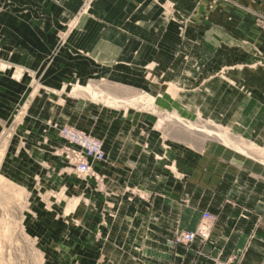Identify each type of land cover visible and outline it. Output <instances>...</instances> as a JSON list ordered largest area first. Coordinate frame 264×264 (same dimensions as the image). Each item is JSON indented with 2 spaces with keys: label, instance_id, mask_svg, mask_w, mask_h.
Returning a JSON list of instances; mask_svg holds the SVG:
<instances>
[{
  "label": "crops",
  "instance_id": "1",
  "mask_svg": "<svg viewBox=\"0 0 264 264\" xmlns=\"http://www.w3.org/2000/svg\"><path fill=\"white\" fill-rule=\"evenodd\" d=\"M1 3L24 9L19 14L0 11V36L6 41L2 56L38 68L46 65L56 36L75 17L81 0ZM99 3L104 8L98 2L93 7L89 18L95 25L89 28L85 49L102 54L70 60L78 68L73 73L79 78L77 88L103 77L82 68L137 67V75L124 79L135 90L105 89L106 95L118 100L149 95L162 118L178 115L190 123L186 118L191 116H215L217 125L254 132L255 144H264L259 142L264 140V117H256L264 115V30L254 23L260 6L251 0H227L208 12L205 0ZM178 16L188 20L185 30L178 29ZM102 19L105 25H96ZM18 36H24V43H17ZM96 44L99 48H92ZM121 52L129 57L121 58ZM60 65L61 59L54 60L56 70L41 80L46 88L61 87L65 76L61 70L53 72ZM28 86V76L18 82L0 74V117L15 110ZM81 99L72 97L74 122L84 116ZM88 104L95 110L89 109L81 125L103 140L106 160L95 166L103 186L67 174L53 153L57 141L44 134L26 139L24 153L10 163L14 179L41 196L34 211L39 212L48 264H212L229 259L230 264H264V170L246 165L252 157L238 160L221 151L197 149L191 128L148 122L147 110L139 104L112 109ZM98 111L104 113L103 121L96 117ZM30 112L29 127L39 132L47 130L48 122H64L67 113L61 102L45 96ZM33 147H38V158L29 154ZM55 195L62 201H55ZM204 212L215 217L207 223L208 238L196 236L189 245L177 242L180 231L206 223Z\"/></svg>",
  "mask_w": 264,
  "mask_h": 264
},
{
  "label": "rangeland",
  "instance_id": "2",
  "mask_svg": "<svg viewBox=\"0 0 264 264\" xmlns=\"http://www.w3.org/2000/svg\"><path fill=\"white\" fill-rule=\"evenodd\" d=\"M198 1L200 2L201 0ZM226 1L227 0H205V2L209 4L210 10L208 12L213 11V9L219 3H226ZM251 1L255 2L261 7L255 12L254 23L259 29L264 30V0ZM96 2H98V7L102 5L103 10L104 4L99 3L100 0H81V4L75 17L67 21L65 23L64 30L59 31L58 35L56 36L55 48L54 50L47 53L45 58L46 65L43 67L27 68L24 67L23 64H15L7 57L2 56V48L4 44H6V41L3 39V36H0V74H3V76L10 75L14 79L16 78L18 82H22L24 78L28 76L30 85L28 86L27 93L24 92V96L17 104L15 110L6 118L0 117V264H48L45 258V252L42 249L41 237L39 236L40 224L38 221L40 217L36 215L39 214V212L37 213L34 211L36 198L39 199L41 196L30 194L31 191H28L25 187H23L22 182L17 180L19 178L16 180L14 179L15 171L14 169L10 168V163H13L12 161L24 153L23 150L25 149L26 139H28L30 136H43V134L44 137L47 135L49 139H55L58 145L54 147L53 153L57 154L61 158L62 169L67 174L72 175V178L92 180V182H95L98 186H103L104 178L98 173V171L96 172L95 166L98 164L101 166V163L103 164L105 161L93 163L91 172L88 174H83L70 165L65 157L61 156L60 153L61 149L63 148L62 146L65 145V142H63L61 138L60 130L65 127L72 128L79 132L90 135L99 139L103 143V140L98 138L93 132H91V134L89 130H85L81 125V121L84 120L83 118L86 115L89 116V109L93 111V113L95 110L94 108L90 107L88 103L97 102L98 105H104L109 109L122 105L136 106L139 104L142 108L147 110L145 112V117L150 119L148 122L154 121L155 123L158 122L161 124L169 123L174 124L177 127L187 125L189 128H191L192 140L194 143L196 142L195 144L197 145V149L213 150L214 152L221 151L226 156H236L235 158L238 160L239 158L241 159L243 157H245L244 159L247 157H252V163H246V165L250 166L252 164L257 169L264 170V144H260V146L255 144L256 142L254 141V137L255 140H258V137L256 138V135L252 136L254 132H241L221 127L216 124L217 122L215 116H191L192 119L186 118L191 121L190 123L186 122L184 117L181 119L178 115L172 117H170V115H166L165 118H162V115L158 113L161 111L155 109L157 105L155 106L154 98L149 95H134L132 99L125 100L113 99L110 98L109 95H106L105 89L111 90V88H113L114 90H118L122 89L121 87H124V90H129L128 86H131L132 88L130 89L135 90V84L127 83L124 81V79L126 80L127 77H131V75H137V67L127 66L111 68H82V70H90V72H93V74L96 72V75H103V77H97L96 82H91L90 84H86V86L77 88L79 84L77 81L79 78L73 73H75L78 68L73 67L71 63L72 61L70 60L78 58H98L102 54V52L95 54L94 51L85 49L88 48L87 46H89V28L95 25V19H90L89 17L93 16V7ZM12 5L13 4L10 3H1L0 11H9L16 14L24 12V9L17 8L16 4L15 6ZM168 8H170V6ZM174 20L178 25V29L185 30L188 22L185 17L178 16L177 18H174ZM96 21V25L98 26L105 25L103 19ZM241 39H244V36H242ZM17 43H24V36H18ZM77 44L80 46L77 47V50L73 51L72 47ZM92 48L98 49L99 45L96 44V47L93 45ZM129 51L135 50L130 49ZM120 55L121 58L129 57L128 52H121ZM56 59H61L62 65L57 68L59 69L58 71L53 72L57 74L61 70L60 74L62 73L65 77L63 80H61V87L57 89L46 88L43 83L41 84V80L43 81L46 73L49 70H56V67L51 66ZM105 75H109V77L105 78ZM123 75H125L124 78ZM140 75H145V73L141 72ZM105 79L111 80L113 83L104 82L103 80ZM76 88L77 91L81 90L82 92L76 93ZM78 95L82 96L81 106L84 110V112H82V114L84 113V116L80 115L79 121L74 122L71 106L72 97ZM44 96L54 102H61L62 105H64L65 111L67 112L64 115L65 120L62 123L48 122V127L45 131L39 132L38 130H31L29 126L32 124L31 122L33 114L30 111L35 101L39 103L40 99ZM100 113L101 112L98 111L96 113V117L98 120L103 121L102 118L104 113L102 112V115ZM152 114L155 117L152 118ZM260 116L264 117L262 114L258 116L256 115V117ZM99 125L100 124L97 122V126ZM247 133L250 134V136ZM16 142H19L21 148L17 147L16 149ZM259 142L264 143V140H259ZM37 148H29V154L31 153V155H36V158L39 157L38 153L35 154V149ZM35 186L40 185L36 184ZM55 196V201H57L58 198L60 201H62L61 195L58 197L57 195ZM44 202H49L48 198L44 197ZM214 221L215 217L212 222ZM204 222L206 223L198 226L193 231L180 232H195L199 228L205 226L208 228L209 236L208 224L212 222H208L206 220ZM179 243L183 242L179 241ZM183 244L189 245L190 243ZM232 261L233 260L229 259L223 262L230 264Z\"/></svg>",
  "mask_w": 264,
  "mask_h": 264
},
{
  "label": "built area",
  "instance_id": "3",
  "mask_svg": "<svg viewBox=\"0 0 264 264\" xmlns=\"http://www.w3.org/2000/svg\"><path fill=\"white\" fill-rule=\"evenodd\" d=\"M60 135L65 142L60 151L61 156H64L67 162L80 173L88 174L91 172L93 163L105 161L106 154L103 143L99 139L68 127L62 128ZM203 219L212 222L214 216L210 213H204ZM197 235L207 239L208 228L204 226L195 232H179L176 234V239L178 242L191 243ZM213 264H226V262L215 261Z\"/></svg>",
  "mask_w": 264,
  "mask_h": 264
}]
</instances>
